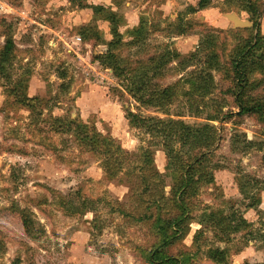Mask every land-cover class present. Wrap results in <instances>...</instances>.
<instances>
[{
	"label": "rangeland",
	"instance_id": "1",
	"mask_svg": "<svg viewBox=\"0 0 264 264\" xmlns=\"http://www.w3.org/2000/svg\"><path fill=\"white\" fill-rule=\"evenodd\" d=\"M232 13L258 24L264 39V0H206L204 7L201 0H0V52L6 35L16 46L0 74V264H145L141 251L155 239L150 223L137 221L146 207L139 199L142 176L171 210L179 175L164 141L131 127L129 110L217 129L214 182L199 186L187 232L168 253L195 249L204 231L203 253L225 248L226 264H264V124L249 115L213 121L239 112L228 93L235 79L230 63L254 35L252 28L234 29L225 16ZM118 39L121 59L145 66L141 72L158 89H176L170 103H137L127 82L94 60ZM152 57L159 60L148 64ZM258 57L264 63L263 51ZM253 95L264 102V87ZM72 123L118 146L121 152H113L125 159L122 170L108 173L105 157L80 146L74 128L69 132ZM166 143L179 148L174 138ZM142 149L151 152L150 166L141 162ZM247 183L257 185L250 195L262 214L246 208L253 200L240 187ZM61 198L74 207L83 199L96 204L71 215ZM232 209L251 227L220 243L201 225L204 214ZM22 210L30 215L29 230ZM195 264L215 263L200 253Z\"/></svg>",
	"mask_w": 264,
	"mask_h": 264
},
{
	"label": "trees",
	"instance_id": "2",
	"mask_svg": "<svg viewBox=\"0 0 264 264\" xmlns=\"http://www.w3.org/2000/svg\"><path fill=\"white\" fill-rule=\"evenodd\" d=\"M205 1L201 0L202 7H204ZM247 9L248 12L257 15L253 4L248 3ZM259 29L258 24L253 25L252 29H249L254 32V35L249 36V42H246L238 50L235 59L230 63V69L235 79L232 80L233 87L228 90V93L234 96L239 112L235 115L228 113L226 117L221 119L217 116L216 119L214 118V122L224 123L234 116L240 118L241 116L249 115L264 124V102L253 95L259 87H264V77L253 81L255 74L264 75V63L258 57L259 51L264 52V49H262L264 48V39L259 34ZM183 32L184 30H179L180 34H183ZM4 37L5 43L0 52V74L4 73L6 64L10 62L16 49L13 38L8 35ZM121 43L120 39L111 42L108 45L107 52L102 55H96L94 60L111 70L117 78L124 79L127 82L124 85L125 88H127L129 95L137 103L141 105L156 104L158 106L162 105V101L170 103L176 89H165L163 91L158 89L154 82L147 79V75L141 72L145 66L136 69L132 65V61L121 59L116 54ZM158 60L159 58L152 57L148 59V64ZM157 65L155 71L162 67V61L158 62ZM233 88L235 90L239 89V92L234 93ZM27 106L30 108V105ZM126 119L134 129L144 131L147 136L153 137L161 144L162 140L164 141L165 151L171 161V165L179 175L178 184L174 189V196L170 202L171 210H165V199L162 193L159 195L152 193V180L149 181V179L147 180L146 177L142 176L144 189L139 194V199L145 203L146 207L145 212L140 215L137 221L150 223V230L155 239L150 249L141 251V258L144 263L195 264L200 253H202L215 264H226L228 253L225 248H208L203 253L204 246L201 245L200 238L204 235V231H201L195 238V249L179 251L176 256H171L167 250L175 240L179 237L182 238L186 234L189 222L192 219L193 198H195L199 186L203 183L214 182L213 170L218 167H211L210 163L213 161V155L218 148L219 137L217 129L211 125L192 127L182 121L171 119L164 121L160 118L152 117L144 118L130 110L126 113ZM55 122H57V131L60 132L62 129V126L58 124L60 121L55 119ZM67 128L69 132L74 128L75 138L80 146L85 149L88 148L93 154H102L105 157V169L108 173L115 174L122 170L125 159L123 156L121 158L119 153L113 152L117 149L118 152H121V149L112 141L103 138L96 132L84 131L81 126H77L74 123L67 125ZM173 138L175 143L179 145L178 149H175L173 144L166 143L167 140L172 142ZM237 142L239 141L236 140L235 143L237 144ZM140 159L145 166H150L153 163L151 152L148 150L142 149ZM157 174V172H154L153 178H159ZM155 178L154 180L157 181ZM252 186L257 185L255 183H247L246 186L240 187L241 193L246 198L251 194ZM255 198L253 195L251 199ZM94 204L96 203L92 200L83 199L79 207H74V203L71 201L67 202L65 198L60 200L61 207L71 215L93 209ZM257 204L258 201L253 200L246 208L248 210H256L258 215L262 214V211L257 208ZM19 212L25 228L29 230V213L25 210ZM131 216L133 217V215ZM204 218L205 220L204 222L202 221L201 225L206 226V229H211L214 238L220 243H228L230 236L240 233L242 229L251 227V223L247 222L240 216L238 211L233 209L230 214H224L221 210H212L210 213L204 214Z\"/></svg>",
	"mask_w": 264,
	"mask_h": 264
},
{
	"label": "water",
	"instance_id": "3",
	"mask_svg": "<svg viewBox=\"0 0 264 264\" xmlns=\"http://www.w3.org/2000/svg\"><path fill=\"white\" fill-rule=\"evenodd\" d=\"M226 18L232 22L234 29H238V28H252L253 24L247 22V21H243L241 20L236 14H228L225 15Z\"/></svg>",
	"mask_w": 264,
	"mask_h": 264
},
{
	"label": "built area",
	"instance_id": "4",
	"mask_svg": "<svg viewBox=\"0 0 264 264\" xmlns=\"http://www.w3.org/2000/svg\"><path fill=\"white\" fill-rule=\"evenodd\" d=\"M77 40H80V38H77Z\"/></svg>",
	"mask_w": 264,
	"mask_h": 264
}]
</instances>
